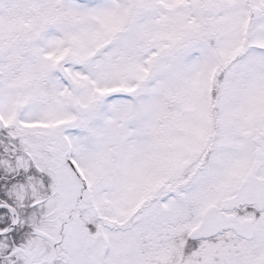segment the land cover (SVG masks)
<instances>
[{"label":"snow or ice","instance_id":"obj_1","mask_svg":"<svg viewBox=\"0 0 264 264\" xmlns=\"http://www.w3.org/2000/svg\"><path fill=\"white\" fill-rule=\"evenodd\" d=\"M0 264H264V0H0Z\"/></svg>","mask_w":264,"mask_h":264}]
</instances>
